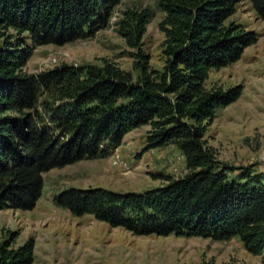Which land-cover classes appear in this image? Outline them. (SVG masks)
<instances>
[{"label": "trees", "instance_id": "obj_1", "mask_svg": "<svg viewBox=\"0 0 264 264\" xmlns=\"http://www.w3.org/2000/svg\"><path fill=\"white\" fill-rule=\"evenodd\" d=\"M122 0H0V210L32 211L43 174L86 159H101L123 137L149 126L147 150L174 145L186 163L180 178L142 194L102 188L68 189L55 204L74 216L91 215L136 236L238 239L264 264V176L253 166L216 159L204 136L216 112L241 96V85L208 89L211 72L238 61L257 41L230 21L237 0H156L163 62L150 66L142 48L150 8L126 9L116 31L132 50L129 71L63 64L23 71L32 47L64 46L107 27ZM264 22V0H248ZM0 243V264H32L34 239Z\"/></svg>", "mask_w": 264, "mask_h": 264}, {"label": "rangeland", "instance_id": "obj_2", "mask_svg": "<svg viewBox=\"0 0 264 264\" xmlns=\"http://www.w3.org/2000/svg\"><path fill=\"white\" fill-rule=\"evenodd\" d=\"M148 7L154 13L146 26L142 48L150 66L161 68L164 34L158 24L164 14L156 0H122L113 10L109 24L91 38L31 48L23 71L40 73L69 64L101 66L103 59L129 71L133 78L132 50L116 31L122 11ZM230 21L257 34V41L245 49L232 65L210 73L208 89L224 90L241 85V96L234 104L217 110L204 136L216 159L233 167L253 166L264 176V22L248 0H237ZM149 126L127 133L122 144L101 159H86L43 174L44 186L32 211L0 210V243L17 236L12 247L34 239L32 264H261L260 256L246 252L238 239L215 242L211 239L175 235L136 236L112 228L91 215L74 216L57 206L54 197L68 189L102 188L118 194H142L161 187L164 177L180 178L186 163L180 151L169 145L144 150Z\"/></svg>", "mask_w": 264, "mask_h": 264}]
</instances>
